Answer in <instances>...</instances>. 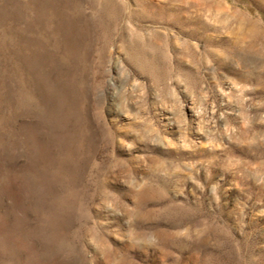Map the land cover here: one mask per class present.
<instances>
[{"label":"rangeland","instance_id":"374dc122","mask_svg":"<svg viewBox=\"0 0 264 264\" xmlns=\"http://www.w3.org/2000/svg\"><path fill=\"white\" fill-rule=\"evenodd\" d=\"M0 264H264V0H0Z\"/></svg>","mask_w":264,"mask_h":264}]
</instances>
